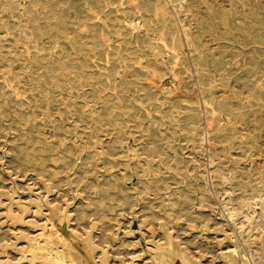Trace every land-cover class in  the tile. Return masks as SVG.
<instances>
[{
  "label": "rangeland",
  "instance_id": "1",
  "mask_svg": "<svg viewBox=\"0 0 264 264\" xmlns=\"http://www.w3.org/2000/svg\"><path fill=\"white\" fill-rule=\"evenodd\" d=\"M0 264H264V0H0Z\"/></svg>",
  "mask_w": 264,
  "mask_h": 264
},
{
  "label": "bare ground",
  "instance_id": "2",
  "mask_svg": "<svg viewBox=\"0 0 264 264\" xmlns=\"http://www.w3.org/2000/svg\"><path fill=\"white\" fill-rule=\"evenodd\" d=\"M42 236V235H41ZM38 248H40V247H38ZM46 249V248H45ZM47 255V254H46ZM51 257H53V256H51ZM51 262V261H50ZM58 263V262H57Z\"/></svg>",
  "mask_w": 264,
  "mask_h": 264
}]
</instances>
